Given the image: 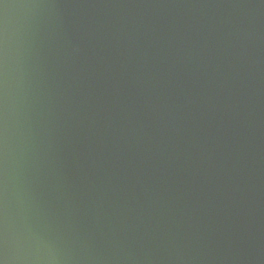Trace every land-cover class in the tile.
Returning a JSON list of instances; mask_svg holds the SVG:
<instances>
[{
	"label": "water",
	"instance_id": "95a60500",
	"mask_svg": "<svg viewBox=\"0 0 264 264\" xmlns=\"http://www.w3.org/2000/svg\"><path fill=\"white\" fill-rule=\"evenodd\" d=\"M0 264H264V0H0Z\"/></svg>",
	"mask_w": 264,
	"mask_h": 264
}]
</instances>
